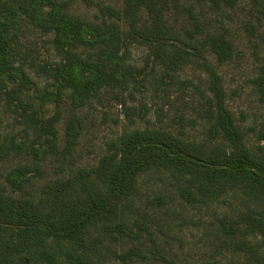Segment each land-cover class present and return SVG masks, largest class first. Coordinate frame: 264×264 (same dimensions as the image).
I'll return each mask as SVG.
<instances>
[{
	"label": "trees",
	"instance_id": "trees-1",
	"mask_svg": "<svg viewBox=\"0 0 264 264\" xmlns=\"http://www.w3.org/2000/svg\"><path fill=\"white\" fill-rule=\"evenodd\" d=\"M242 1L245 32L264 43V0H118L97 4L92 19L71 13L65 0H0V164L16 161L0 171V264H112L146 255L147 227L134 215L140 178L152 171L165 173L185 204L227 194L245 202L215 216L204 233L217 251L264 264L261 246L244 240L252 235L264 246V146L249 144L219 71L234 56L229 25ZM132 45L145 48L142 67L128 62ZM188 67L205 76L201 139L167 129L125 132L92 167L27 191L43 162L75 147L77 110L103 90H127L151 75L169 86ZM252 87L264 109V65ZM2 117L16 132L2 130ZM257 132L264 143V127Z\"/></svg>",
	"mask_w": 264,
	"mask_h": 264
},
{
	"label": "rangeland",
	"instance_id": "rangeland-1",
	"mask_svg": "<svg viewBox=\"0 0 264 264\" xmlns=\"http://www.w3.org/2000/svg\"><path fill=\"white\" fill-rule=\"evenodd\" d=\"M71 13L92 19L96 6L101 2L115 3L118 0H65ZM246 2L242 1L233 12L229 25L234 42V56L219 68L225 89V101L234 113L236 121L253 147L264 146L257 141L259 128L264 127V109L252 87V79L264 65V43L257 36H249L242 23L246 14ZM264 34V27L258 28ZM145 48L132 45L128 62L142 67ZM159 75L148 76L144 81L127 90H103L87 105L76 111L82 122V131L73 150L59 158H49L41 164L42 176L35 177L28 188L30 194L53 179H62L78 169L90 168L107 153L111 142L132 130L167 129L181 133L189 140L203 137L201 119L197 109L203 93L204 75L188 67L174 75L171 85H158ZM69 111V110H68ZM1 128L6 133L16 132L9 117H2ZM59 144L63 142V124L58 126ZM12 160L0 164V171L15 165ZM170 178L162 172H148L140 178L138 213L134 218L142 220L147 227L143 231L144 253L138 258L123 262L115 259L112 264H244L242 254L217 251L218 242L213 236L205 235L206 227L215 216L231 215L243 210L246 203L231 194L224 195L207 205H188L176 195ZM165 200L157 207L155 197ZM251 243L264 246L258 237L244 238ZM126 250L127 244L117 247ZM154 254V256H153Z\"/></svg>",
	"mask_w": 264,
	"mask_h": 264
}]
</instances>
